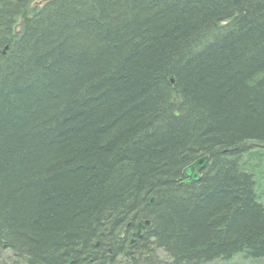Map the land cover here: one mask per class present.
Returning <instances> with one entry per match:
<instances>
[{"label":"trees","instance_id":"obj_1","mask_svg":"<svg viewBox=\"0 0 264 264\" xmlns=\"http://www.w3.org/2000/svg\"><path fill=\"white\" fill-rule=\"evenodd\" d=\"M236 259L264 260V0H0V264Z\"/></svg>","mask_w":264,"mask_h":264},{"label":"water","instance_id":"obj_2","mask_svg":"<svg viewBox=\"0 0 264 264\" xmlns=\"http://www.w3.org/2000/svg\"><path fill=\"white\" fill-rule=\"evenodd\" d=\"M209 159L203 156L200 159L194 161L191 165L185 167L183 171L184 180L182 181L183 185H191L196 183L200 179V172L203 171V168L206 166ZM141 229V225L139 226V230ZM139 233V232H138ZM70 264V263H68Z\"/></svg>","mask_w":264,"mask_h":264},{"label":"rangeland","instance_id":"obj_3","mask_svg":"<svg viewBox=\"0 0 264 264\" xmlns=\"http://www.w3.org/2000/svg\"><path fill=\"white\" fill-rule=\"evenodd\" d=\"M207 264H226V263H223L221 261H218V262H212V263H207ZM231 264H254L253 262H248L246 260H234ZM257 264H264V260L258 262Z\"/></svg>","mask_w":264,"mask_h":264}]
</instances>
